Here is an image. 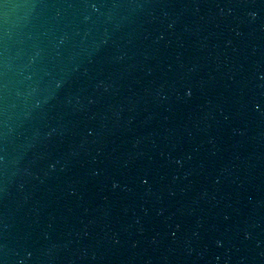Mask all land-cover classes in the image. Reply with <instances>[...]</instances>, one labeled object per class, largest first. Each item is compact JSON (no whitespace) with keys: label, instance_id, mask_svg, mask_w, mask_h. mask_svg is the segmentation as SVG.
<instances>
[{"label":"water","instance_id":"95a60500","mask_svg":"<svg viewBox=\"0 0 264 264\" xmlns=\"http://www.w3.org/2000/svg\"><path fill=\"white\" fill-rule=\"evenodd\" d=\"M0 264H264V0H0Z\"/></svg>","mask_w":264,"mask_h":264}]
</instances>
